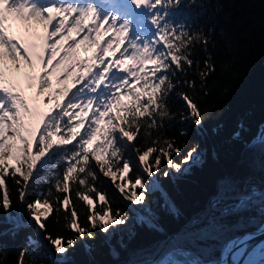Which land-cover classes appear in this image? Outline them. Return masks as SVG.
I'll list each match as a JSON object with an SVG mask.
<instances>
[{"label": "snow or ice", "instance_id": "snow-or-ice-1", "mask_svg": "<svg viewBox=\"0 0 264 264\" xmlns=\"http://www.w3.org/2000/svg\"><path fill=\"white\" fill-rule=\"evenodd\" d=\"M183 3L184 0H0V189H3L0 207L5 211L11 208L6 181L12 178L19 186L20 202L26 206L29 218L46 231L45 221L51 214L68 211L65 206L69 204V182L85 186L89 185V178L98 179L92 169L93 160L104 176L111 174L115 179L112 167L104 169L112 163L110 157H118L121 142H132L141 128L158 127V122L173 118L167 105L175 87L170 74L183 71L185 64L193 66L190 47L196 42H206L202 34H193L183 23L171 19L173 9ZM13 25L19 35L13 31ZM38 26L44 29L43 34L35 32ZM81 50L91 52V56L81 58ZM205 67L214 71V65L207 61ZM58 71L62 72L58 83L65 87L56 89L55 94L50 92L42 102L47 104L60 94L64 100L41 110V97L52 89L51 78ZM207 74L200 73L202 78ZM68 78L72 80L71 87L66 84ZM25 79L27 88L35 87L33 95L26 96L21 86ZM190 86H194V81ZM181 98L193 123L200 126L203 121L199 106L185 93ZM62 129L66 131L61 135ZM258 144L264 147V133L260 134ZM68 145L72 147H65ZM125 146L130 148L131 144ZM167 146L170 152L147 147L139 155L144 174L149 177L154 174L150 159L158 172L162 156L169 166L181 169L171 155V152L180 154L181 150L174 142H168ZM157 151L160 154L153 155ZM185 160L199 162L197 149L189 151ZM61 163L65 168L55 176L53 188L65 195L52 200L53 189H49L46 194L36 193V198L28 201L33 181L50 174ZM130 164L128 159H122L118 171L128 173ZM137 187L139 193L135 191ZM119 188L124 193L125 185ZM132 188L129 198L133 203L142 202L147 188L143 177H137ZM89 191H98L94 183L88 191L77 188L76 195L91 209L94 201ZM99 200L109 203L106 193H99ZM56 203L59 209L53 206ZM77 215L73 208L70 224L77 236L95 239L93 215L88 216V229L79 224ZM98 215L105 233L110 224L127 223L126 219L118 218L119 209L113 213L106 208ZM144 222L151 223L147 219ZM17 226H21L19 221ZM248 238H234L226 248H237ZM45 239L61 255L76 242L52 238L50 234ZM260 255L264 257V247Z\"/></svg>", "mask_w": 264, "mask_h": 264}, {"label": "trees", "instance_id": "trees-1", "mask_svg": "<svg viewBox=\"0 0 264 264\" xmlns=\"http://www.w3.org/2000/svg\"><path fill=\"white\" fill-rule=\"evenodd\" d=\"M171 19L183 23L193 34H202L206 42L190 47L193 66L185 64L183 71L170 74L175 87L167 105L173 118L158 122V127L141 128L131 145L142 154L147 147L170 152L167 144L174 142L181 150L180 154L171 152L176 163L193 148L201 151L199 162L173 174L163 156L158 172L152 161V176L159 189L144 191V201L152 207L122 237L114 234L106 238L96 227L95 239L81 238L71 227L73 208L85 229L90 227L89 214H102L106 208L113 213L117 210L94 160L92 169L98 179L89 178L85 186L69 182L68 211L51 214L45 221L46 231L29 221V212L20 202L19 186L8 178L12 204L9 211L0 207V264H157L169 253L183 264H216L228 241L262 224L264 147L258 140L264 125V0H184L180 8L173 9ZM205 61L214 65V71L205 67ZM201 72L208 74L202 78ZM193 81L194 86H190ZM52 85L41 97L45 110L63 98L62 94L57 96L51 107L42 102L50 92L55 94L56 89L65 87L62 83ZM182 93L199 106L203 121L200 126L193 123ZM157 154L160 152L153 153ZM110 160L112 163L104 170L112 167L117 183L135 181L132 167L126 174L118 171L122 167L120 153ZM7 163L14 165L15 161ZM64 168L61 163L50 174L33 181L28 201L49 189H53L52 200L63 197L65 194L53 185ZM93 183L98 191H89L94 201L90 209L76 190L88 191ZM2 192L0 189V195ZM99 193H106L108 204L99 200ZM53 206L60 207L58 203ZM118 209L121 219L129 213L125 208ZM145 219L151 223H145ZM18 221L21 226H17ZM46 234L74 239L75 246H69L64 255L56 253Z\"/></svg>", "mask_w": 264, "mask_h": 264}, {"label": "rangeland", "instance_id": "rangeland-1", "mask_svg": "<svg viewBox=\"0 0 264 264\" xmlns=\"http://www.w3.org/2000/svg\"><path fill=\"white\" fill-rule=\"evenodd\" d=\"M13 31L16 32L17 35L20 34V32L17 30L15 25H13ZM35 32L43 34L44 29L42 27L38 26L35 29ZM25 35H27V33H25ZM54 39H58V37H56ZM78 39H79V37H78ZM89 55H91V52H84L83 50H81V52H80L81 58H86V56H89ZM7 66L8 67L11 66L10 61L8 62ZM60 76H62V72L58 71L54 75V77L52 76L51 79L55 78V80H57V78ZM67 82H68V84H70V86H72L71 78H68ZM26 85H27V81L25 79L22 81L21 86L23 87L24 92H27L29 95H33L35 93V90H36L35 87L29 89V88H27ZM36 86H37V84H36ZM51 104H53V103L49 102V106ZM126 143L131 144V142H126V140L121 142L122 146L120 148V154H121L122 159L126 158L131 162L130 168L132 167L135 170L136 177H143V182H145L147 184V188L145 191L159 189V186H158L157 182L154 180L153 176L149 177L142 172V165L138 161V157L140 154L137 153L136 151H133L134 148L132 147V145L130 148L125 146ZM197 151L199 153V160H200L201 159V151L199 149H197ZM187 154H186V156H187ZM186 156H184L180 161V164H181L180 170L176 169L175 167H171L169 165H168V170L171 173L176 174V173L181 172L183 169H185L191 163H193L191 160H185ZM152 165H153V162L150 160V166L152 167ZM102 177H103V181L105 184L104 186L107 188V192L110 194V197L117 204V209L119 207H122V208L127 209V211L129 213L126 214L124 216V218H122V219L127 220L126 224L119 225V226H113L110 224L109 225V231L107 233H105L102 230V224H101V221L99 219V215L95 214V215H93V217H94L96 227L99 228V230L103 233V235L106 238H110L114 234L120 235V237H122L124 235H128L131 232L133 224L139 223L141 221V219L145 216V214L148 212V210L152 207V205H151V203H148L144 200L140 203H133V201L129 198L131 195V192L133 191L132 183L131 184L124 183L123 185H125V191H124V193H121L120 188H119V186L121 184L117 183V180L113 179L111 174L108 176H104L102 174ZM135 191H137V193H139L141 190L139 189V187H137L135 189ZM153 200H154V198L152 199V201ZM29 221L31 223H34L35 225H37L34 220L29 219ZM262 247H264V245ZM260 260H261V262H264V257H261V255H259L258 263L260 262ZM167 261H171L172 264H183L181 261L177 260L171 253L166 254L164 256V258L160 262H158L157 264H165V262H167Z\"/></svg>", "mask_w": 264, "mask_h": 264}, {"label": "water", "instance_id": "water-1", "mask_svg": "<svg viewBox=\"0 0 264 264\" xmlns=\"http://www.w3.org/2000/svg\"><path fill=\"white\" fill-rule=\"evenodd\" d=\"M264 132V125L261 128V131L259 132V136L261 133ZM250 237L247 239L246 243L243 245L237 247V248H231L229 250L226 248L224 253L221 255L220 260L216 264H220L224 257H226V263L227 264H239V261L253 248H259L260 246L264 245V221L262 224L257 227L256 229L249 231L247 233H244L243 235L239 237ZM208 264V263H203ZM264 264V262L260 263Z\"/></svg>", "mask_w": 264, "mask_h": 264}, {"label": "bare ground", "instance_id": "bare-ground-1", "mask_svg": "<svg viewBox=\"0 0 264 264\" xmlns=\"http://www.w3.org/2000/svg\"><path fill=\"white\" fill-rule=\"evenodd\" d=\"M262 246L259 248H253L250 252H248L240 261L239 264H250V262H255V264L258 263L259 255H260V249ZM226 257L223 258L222 262L220 264H227L226 262Z\"/></svg>", "mask_w": 264, "mask_h": 264}]
</instances>
